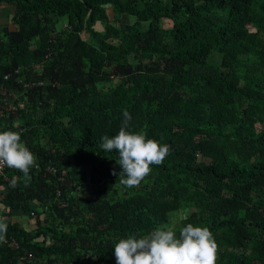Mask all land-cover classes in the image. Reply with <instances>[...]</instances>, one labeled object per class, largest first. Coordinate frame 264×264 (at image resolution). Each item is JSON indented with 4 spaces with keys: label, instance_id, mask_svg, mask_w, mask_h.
<instances>
[{
    "label": "trees",
    "instance_id": "obj_1",
    "mask_svg": "<svg viewBox=\"0 0 264 264\" xmlns=\"http://www.w3.org/2000/svg\"><path fill=\"white\" fill-rule=\"evenodd\" d=\"M0 5L14 8L0 132L19 131L38 165L0 177V264H116L121 239L188 223L212 232L217 264H264V0ZM124 110L170 146L132 188L101 147Z\"/></svg>",
    "mask_w": 264,
    "mask_h": 264
},
{
    "label": "clouds",
    "instance_id": "obj_2",
    "mask_svg": "<svg viewBox=\"0 0 264 264\" xmlns=\"http://www.w3.org/2000/svg\"><path fill=\"white\" fill-rule=\"evenodd\" d=\"M123 116L118 134L112 138L102 137L101 147L106 152H118L119 175L123 174L120 183L132 188L139 186L151 172L150 165L164 161L170 146L146 138L147 133L143 130L131 131L130 113L124 110ZM33 166L38 167L36 157L21 142V133L12 130L0 132V171L5 167L14 168L30 179L29 170ZM112 174L117 173L113 170ZM9 186L16 187V178ZM183 219H188L187 215ZM7 229L8 217L0 216V234L6 233ZM114 255L116 264H217L218 245L209 228L188 223L180 229L179 237L173 227H167L157 228L140 238L129 236L121 239L115 245Z\"/></svg>",
    "mask_w": 264,
    "mask_h": 264
},
{
    "label": "crops",
    "instance_id": "obj_3",
    "mask_svg": "<svg viewBox=\"0 0 264 264\" xmlns=\"http://www.w3.org/2000/svg\"><path fill=\"white\" fill-rule=\"evenodd\" d=\"M10 8H12V13L10 11ZM13 12H14V8L12 6L0 5V19L2 17H10V20H11V16H12ZM7 26H8V24H3V23L0 22V31L3 28H6ZM15 215H16L17 218L16 217L13 218V221L14 222H17L22 227H25L27 225L28 226L30 225V223L28 224V222L30 221V219L29 218H26V216L24 214H18V213H16Z\"/></svg>",
    "mask_w": 264,
    "mask_h": 264
},
{
    "label": "rangeland",
    "instance_id": "obj_4",
    "mask_svg": "<svg viewBox=\"0 0 264 264\" xmlns=\"http://www.w3.org/2000/svg\"><path fill=\"white\" fill-rule=\"evenodd\" d=\"M10 11H11V13H12V8H10ZM10 15H11V14H10ZM0 22L3 23V24H8V25L10 26V23H9V22H10V17H2V18L0 19ZM62 25H63L62 22L59 21V22L56 24L55 27H56L57 29H60ZM10 28L13 30V29H14V26L11 25ZM95 28H96L97 30H100V29H101L100 25H98V24L95 26ZM29 223L32 224V223H33V220L30 219Z\"/></svg>",
    "mask_w": 264,
    "mask_h": 264
},
{
    "label": "built area",
    "instance_id": "obj_5",
    "mask_svg": "<svg viewBox=\"0 0 264 264\" xmlns=\"http://www.w3.org/2000/svg\"><path fill=\"white\" fill-rule=\"evenodd\" d=\"M6 168H8V167H5L2 171H0V177L3 176L4 171L6 170ZM29 256H31V255H29Z\"/></svg>",
    "mask_w": 264,
    "mask_h": 264
}]
</instances>
